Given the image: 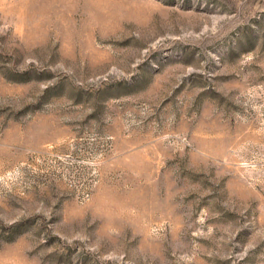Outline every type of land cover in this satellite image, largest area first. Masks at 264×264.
Listing matches in <instances>:
<instances>
[{
    "label": "rangeland",
    "instance_id": "374dc122",
    "mask_svg": "<svg viewBox=\"0 0 264 264\" xmlns=\"http://www.w3.org/2000/svg\"><path fill=\"white\" fill-rule=\"evenodd\" d=\"M0 264H264V0H0Z\"/></svg>",
    "mask_w": 264,
    "mask_h": 264
}]
</instances>
